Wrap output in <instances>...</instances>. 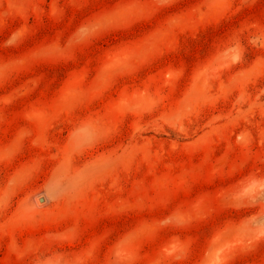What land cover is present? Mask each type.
<instances>
[{
  "label": "rangeland",
  "instance_id": "rangeland-1",
  "mask_svg": "<svg viewBox=\"0 0 264 264\" xmlns=\"http://www.w3.org/2000/svg\"><path fill=\"white\" fill-rule=\"evenodd\" d=\"M0 264H264V0H0Z\"/></svg>",
  "mask_w": 264,
  "mask_h": 264
}]
</instances>
